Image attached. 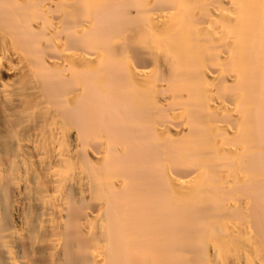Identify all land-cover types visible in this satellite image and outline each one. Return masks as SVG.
Here are the masks:
<instances>
[{
	"label": "bare ground",
	"instance_id": "obj_1",
	"mask_svg": "<svg viewBox=\"0 0 264 264\" xmlns=\"http://www.w3.org/2000/svg\"><path fill=\"white\" fill-rule=\"evenodd\" d=\"M0 264H264V0H0Z\"/></svg>",
	"mask_w": 264,
	"mask_h": 264
}]
</instances>
